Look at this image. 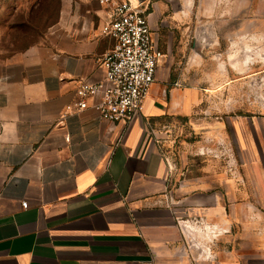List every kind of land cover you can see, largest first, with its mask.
<instances>
[{"label": "crops", "instance_id": "obj_1", "mask_svg": "<svg viewBox=\"0 0 264 264\" xmlns=\"http://www.w3.org/2000/svg\"><path fill=\"white\" fill-rule=\"evenodd\" d=\"M107 16L99 0H63L42 43L0 62V264H264V210L240 204L264 208L261 123L245 128L241 178L215 165L177 185L161 150L156 127L200 101L179 67L181 19L150 16L164 57L141 116L67 114L79 82L105 76Z\"/></svg>", "mask_w": 264, "mask_h": 264}, {"label": "rangeland", "instance_id": "obj_2", "mask_svg": "<svg viewBox=\"0 0 264 264\" xmlns=\"http://www.w3.org/2000/svg\"><path fill=\"white\" fill-rule=\"evenodd\" d=\"M62 2L0 0V62L42 43ZM145 7L153 26L159 15L186 24L172 31L185 37L179 67L188 66L200 98L191 117H168L155 130L173 181L179 185L215 165L241 178L250 157L245 128L261 123L264 129V0H148ZM240 204L264 210L254 199Z\"/></svg>", "mask_w": 264, "mask_h": 264}, {"label": "built area", "instance_id": "obj_3", "mask_svg": "<svg viewBox=\"0 0 264 264\" xmlns=\"http://www.w3.org/2000/svg\"><path fill=\"white\" fill-rule=\"evenodd\" d=\"M108 16L102 35L112 37L115 46L103 60L102 80H81L77 100L67 114L92 110L97 118L111 124H129L143 114L145 102L157 82L164 57L153 38L146 3L135 0H99ZM27 208L28 203H23Z\"/></svg>", "mask_w": 264, "mask_h": 264}, {"label": "water", "instance_id": "obj_4", "mask_svg": "<svg viewBox=\"0 0 264 264\" xmlns=\"http://www.w3.org/2000/svg\"><path fill=\"white\" fill-rule=\"evenodd\" d=\"M135 1H137L138 3H146V2H148V0H135Z\"/></svg>", "mask_w": 264, "mask_h": 264}]
</instances>
